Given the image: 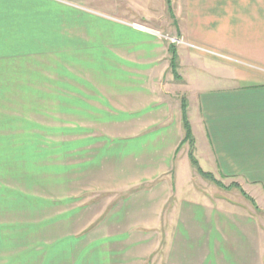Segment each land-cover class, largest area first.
Instances as JSON below:
<instances>
[{"label": "crops", "instance_id": "0c3cea01", "mask_svg": "<svg viewBox=\"0 0 264 264\" xmlns=\"http://www.w3.org/2000/svg\"><path fill=\"white\" fill-rule=\"evenodd\" d=\"M49 1L37 17L33 0H0V57L37 79L22 105L51 144L26 143L23 165L40 212L55 206L42 225L62 244L56 260L143 264L166 232L189 261L264 264L255 213L208 194L189 159L264 212V0ZM145 24L213 53L176 47L173 74Z\"/></svg>", "mask_w": 264, "mask_h": 264}, {"label": "rangeland", "instance_id": "374dc122", "mask_svg": "<svg viewBox=\"0 0 264 264\" xmlns=\"http://www.w3.org/2000/svg\"><path fill=\"white\" fill-rule=\"evenodd\" d=\"M13 2L17 7V3L22 2V0H13ZM31 3L32 7L36 9L34 12L37 13V17L41 15V11H38L37 8L45 7V3L55 4L49 0H33ZM93 3V8L85 6L90 8V12L102 15L104 12L101 9V3ZM86 10L88 9L84 11ZM42 12L48 13L50 11L46 12L42 8ZM158 26L154 27L150 24H145L144 29L146 31L143 32H148L155 36L164 42L167 47L174 46L170 44V38H178L181 39L183 45L175 46V48L184 47L199 53H213L185 41L182 37H177L172 33V28L169 25L167 26L168 28L166 25ZM0 38L4 39L3 37ZM5 43L7 44V42H0V46L5 45ZM11 44L18 46L19 43L12 42ZM223 60L227 61L229 58L226 57ZM24 68L30 69V66L25 67L22 65V60L9 59L8 55L0 57V264H79L80 259H77V252L74 255L73 252H70L69 258L65 259L62 255L59 258L60 262L56 260L55 252H58L56 247L62 244L56 243L58 235L48 232L50 230L45 225L43 228L42 225V222L45 220L50 222L52 220L54 222L56 215L55 206L50 207L52 208L50 210L43 209L41 213L40 202L37 199L43 197L42 189L39 186H35L31 191V187L25 184L26 179L23 165L25 144L27 143L28 146L30 144L39 146L42 140L51 144V137L48 139L46 137L47 134L41 131L40 123H34L30 120L29 113L24 114V106L22 105V98L25 92L24 83L37 80L34 74H30L29 72L28 74H24ZM58 124L62 125L61 123ZM31 134L33 137L32 142L29 141ZM190 156L192 154L189 153ZM193 170L196 172L194 168ZM202 178L210 181L208 177ZM218 181L220 183L215 182L219 183L220 186L215 185L216 187H213L211 184V186L203 189L210 195L224 196V198L236 203L240 207L244 206L251 209L250 211L255 213L257 222L261 224V228H264V212L258 208L255 201L250 197L246 199L242 194L241 187L229 186V182L225 180L222 185L221 181ZM192 184L195 186V189L201 188L195 177ZM250 199L254 205L249 201ZM45 231L48 233L44 234L46 233ZM156 239L160 240V246L153 251L143 264H200V256H197L195 259L192 258L189 261L187 258L184 259L183 255H179L184 251L178 245V236H175L174 239L172 233L162 232V234L156 236ZM86 254L89 255L87 251ZM71 255L73 258H71ZM89 256L92 264H100L97 260L93 259L92 255Z\"/></svg>", "mask_w": 264, "mask_h": 264}, {"label": "trees", "instance_id": "16d2710c", "mask_svg": "<svg viewBox=\"0 0 264 264\" xmlns=\"http://www.w3.org/2000/svg\"><path fill=\"white\" fill-rule=\"evenodd\" d=\"M168 51H169V56H170V60H169L170 61V68H171L172 73L175 74V69H176V48H175V46H169ZM183 111H184V109H183ZM183 125H184V129H185V137H184V140L190 142V137H191L190 128L188 126V123L186 121V118H185L184 113H183ZM189 159H190V162H191L192 167L196 170V172L200 176H202V177H208V179L211 182H213L217 186H220L219 183L215 182L210 176H207V175H205L204 173H202L200 171V169H199V167L197 165V162L195 161V159L192 156H190ZM242 194L244 195V197L246 199L249 198L243 192H242ZM249 201L251 203H253V201L251 199ZM253 205H254V203H253Z\"/></svg>", "mask_w": 264, "mask_h": 264}, {"label": "built area", "instance_id": "2783aa9c", "mask_svg": "<svg viewBox=\"0 0 264 264\" xmlns=\"http://www.w3.org/2000/svg\"><path fill=\"white\" fill-rule=\"evenodd\" d=\"M141 31H146L143 27H135ZM170 44L174 45V46H180L183 45V42L181 41V39L178 38H170ZM197 50V49H196ZM200 51V50H199Z\"/></svg>", "mask_w": 264, "mask_h": 264}]
</instances>
